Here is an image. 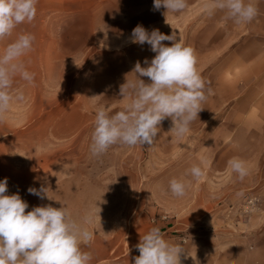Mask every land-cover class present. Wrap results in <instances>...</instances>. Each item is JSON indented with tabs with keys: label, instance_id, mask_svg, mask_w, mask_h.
Here are the masks:
<instances>
[{
	"label": "rangeland",
	"instance_id": "rangeland-1",
	"mask_svg": "<svg viewBox=\"0 0 264 264\" xmlns=\"http://www.w3.org/2000/svg\"><path fill=\"white\" fill-rule=\"evenodd\" d=\"M153 4L37 0L35 18L0 40L2 54L20 34L35 37L32 50L21 58L34 82L14 77L13 89L25 99L14 102L0 121L2 179L8 178L12 190L48 182L83 185L84 191L61 193L57 201L83 203L67 208L76 219L93 211V222L86 225L90 231L139 239L159 227L164 238L174 240L171 244L189 251L181 264H264V176L240 179L228 167L234 157L263 152L264 144L254 148L244 134L232 138L235 129L220 126L228 93L235 90L205 80L203 39L187 41L186 30L175 34L194 50L205 82L207 99L189 133L177 138L169 117L158 125L152 145L117 143L100 156L91 154L96 108L103 106L112 115L130 103L131 97L120 95L121 85L137 80L132 73L137 61L147 67L145 58L150 63L156 55L150 45L130 42L133 28L174 32L172 12L163 6L154 10ZM194 165L203 170L199 180L189 174ZM173 178L187 184L183 197L171 194Z\"/></svg>",
	"mask_w": 264,
	"mask_h": 264
},
{
	"label": "clouds",
	"instance_id": "clouds-1",
	"mask_svg": "<svg viewBox=\"0 0 264 264\" xmlns=\"http://www.w3.org/2000/svg\"><path fill=\"white\" fill-rule=\"evenodd\" d=\"M36 4L37 0H0V40L11 36L18 25L31 22L36 16ZM162 6L167 12L176 13L188 5L187 0H154V10ZM204 11L209 16L222 11L226 19L237 25L251 22L258 14L251 0H211L204 5ZM34 39L30 33L20 34L0 54V121L14 102L25 99L21 90L13 89L14 77L18 75L29 84L34 82V73L26 69L21 59L32 50ZM163 41H170L171 46ZM130 42L146 43L156 55L150 63L145 58L147 67H141L137 61L132 72L137 80L126 79L121 85L120 95L131 97L130 103L112 115L103 106L96 108L90 145L93 156L106 153L117 143L130 147L152 145L158 125L169 117L173 124L171 132L181 138L189 133L207 99L194 50L177 40L174 32L171 35L158 29L149 32L138 24L132 30ZM139 77H147L151 83L146 84ZM228 167L240 179L248 175L246 162L238 157L230 159ZM188 171L196 180L204 174L198 165ZM7 186L8 178L0 181V264H90L92 254L83 251L82 245L90 246L94 240L95 233L86 227L93 222V211L79 220L65 206H36L26 212L28 203L18 193L6 195ZM47 190L29 187L27 191L43 199L41 193L47 195ZM169 190L173 196L183 197L187 184L183 179L173 178ZM136 247L139 256L135 257V264H180V254L185 251L182 246L166 241L159 227L151 228Z\"/></svg>",
	"mask_w": 264,
	"mask_h": 264
},
{
	"label": "crops",
	"instance_id": "crops-1",
	"mask_svg": "<svg viewBox=\"0 0 264 264\" xmlns=\"http://www.w3.org/2000/svg\"><path fill=\"white\" fill-rule=\"evenodd\" d=\"M210 2L211 0H187L188 6L183 11L172 12L173 29L175 34L186 30L189 34L187 41L204 40L205 80L214 81L218 87L235 90L234 94L228 93L230 95L226 101L229 106L226 109L227 116L220 126L234 128L235 135L232 138H236L240 133L244 134L246 142L255 148L257 145L264 144V0H251L257 7L258 14L251 22L241 25L226 19L222 11H216L214 15L209 16L204 11V5ZM180 42L185 46H190L188 43L185 44L184 40ZM233 115H235L236 123H233ZM234 141L238 140L234 139ZM239 158L247 164L249 171L246 177L257 179L264 176V151L254 150L250 156ZM3 159V154L0 153V181L4 180L2 179ZM260 185H264L263 179ZM29 187L38 190L42 187L48 189L47 195L51 199L45 193H41L43 199L30 194L27 191ZM23 188L25 189H8L5 194L18 193L21 199L29 205L26 212L36 206L51 205L54 208L84 206L76 200L67 199L64 203L57 201L61 193L84 191L83 185L70 188L67 181L60 185H53L49 182L43 186L28 184ZM245 188V186L242 187L243 191ZM94 233L91 245H82L83 251L92 254L93 259L90 264H135V257L139 256L136 245L140 243L143 233L139 239L121 233L109 237ZM165 239L169 243L174 241L169 238ZM184 250L180 257L183 254H189L187 249Z\"/></svg>",
	"mask_w": 264,
	"mask_h": 264
}]
</instances>
